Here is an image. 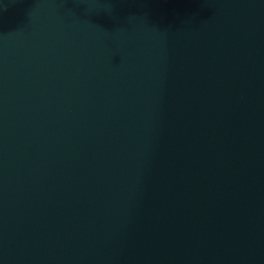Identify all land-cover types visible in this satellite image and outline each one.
<instances>
[{"label":"water","instance_id":"obj_1","mask_svg":"<svg viewBox=\"0 0 264 264\" xmlns=\"http://www.w3.org/2000/svg\"><path fill=\"white\" fill-rule=\"evenodd\" d=\"M264 41V0H0V71L177 40Z\"/></svg>","mask_w":264,"mask_h":264}]
</instances>
